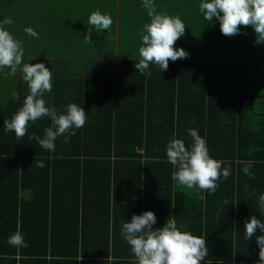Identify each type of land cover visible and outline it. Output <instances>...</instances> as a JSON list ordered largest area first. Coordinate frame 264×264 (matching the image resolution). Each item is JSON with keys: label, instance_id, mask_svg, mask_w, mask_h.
Here are the masks:
<instances>
[{"label": "trees", "instance_id": "1", "mask_svg": "<svg viewBox=\"0 0 264 264\" xmlns=\"http://www.w3.org/2000/svg\"><path fill=\"white\" fill-rule=\"evenodd\" d=\"M57 2L49 6L47 19ZM71 2L79 8L77 15L82 20L89 17L90 6L84 7L81 0ZM100 3H94V11L106 7ZM85 9L88 13L82 12ZM51 26L54 28L55 22L49 26V34ZM71 32L70 28L65 47L72 53L58 58L56 66L135 65L141 58L119 57L114 61L110 57H81L76 55L81 51V39L77 34L71 36ZM50 43H54L53 34ZM252 64L243 59L194 58L170 60L168 69L191 66L188 72L193 82L200 88L201 84H209L200 90L206 104V95L211 98L214 88L221 89L225 82L222 76H229L227 81L231 80L233 87L234 81L239 82L240 95L246 93L244 99L253 97L252 85L246 79L255 68ZM261 85L262 97L251 104L253 109L262 110L255 122H260L263 132L259 151L247 150L240 136H232L227 128L213 131L210 119L205 124L199 122L202 125L198 134L206 140L210 156L223 161L222 167H229L231 172L227 179L221 176L215 193H209L179 186L172 179L175 169L166 156L167 143L174 135L186 147L192 140L184 124L179 119L175 122L170 111L163 121L155 117L133 120L128 126L132 133L127 135L124 129L118 134L117 121L108 118L93 135L84 128L76 129L70 143L61 136L55 141V151H49L29 138L33 133L43 136V129L50 125L48 118L30 122L27 134L19 140L14 132L5 131L4 120L11 119L28 94L26 82L14 84L19 100L11 93L0 104V264H133L135 257L122 235L120 221H130L133 214L147 210L156 216L153 228L171 220L181 231L206 240L208 255L200 264H257L259 246L255 237L245 239L243 226L253 214L264 222L259 209V195L264 193V79ZM68 86L69 80L55 79L52 92L44 94L46 106L58 108L61 100L72 97L62 90ZM174 96L178 93L172 89L161 100L174 102ZM237 101L228 102L234 107ZM227 144L230 150L222 148ZM41 161L43 167L38 166ZM245 164L251 165L253 179L245 175ZM90 209L98 210V215H92ZM17 231L24 236L27 247L8 244V237Z\"/></svg>", "mask_w": 264, "mask_h": 264}, {"label": "clouds", "instance_id": "2", "mask_svg": "<svg viewBox=\"0 0 264 264\" xmlns=\"http://www.w3.org/2000/svg\"><path fill=\"white\" fill-rule=\"evenodd\" d=\"M143 7L147 10L150 22L143 26L142 44L138 50L141 58L135 63V69L144 74L148 72L150 64H155L161 71H166L170 60L175 62L189 55L185 49L174 47L184 35L186 25L179 16L157 11L154 0H143ZM199 11L207 23L214 19L219 21L220 31L226 37L240 34L241 26H250L255 32L254 43H264V0H201ZM12 22L10 17L0 21V70L10 69L6 75L12 76L18 70L21 71L22 79L28 86V94L22 106L10 120H4L3 125L5 131L14 132L19 140L27 134L30 122L48 118L50 125L43 129V136L33 133L29 138L46 150L55 151V141L59 137L63 136L64 142L70 143L75 130L85 125L86 111L76 103L67 104L63 112L46 106L43 97L52 91V72L43 62H24L22 42L5 28ZM88 22L97 30H107L113 24L112 18L99 10L91 12ZM24 31L39 38V34L31 27H26ZM12 95L19 100V93L13 92ZM187 133L192 140L190 146L186 147L185 142L175 135L166 145L167 159L175 169L172 179L187 189L215 193L217 182L221 176L224 179L229 177L230 168L222 167L223 161L210 156L206 140L196 129L188 128ZM38 166L43 167V162H38ZM250 169L251 165L245 164L243 171L249 179H253ZM259 209L264 214V193L259 195ZM155 223L156 216L150 210L139 215L133 214L130 221H122V235L135 257L133 264H200L208 255L204 238L181 231L171 220H167L162 227L153 228ZM243 227L245 239L255 237L259 246L257 264H264V222L253 214L245 220ZM257 229L261 231L260 235H257ZM7 242L13 247H27L19 231L11 234Z\"/></svg>", "mask_w": 264, "mask_h": 264}, {"label": "crops", "instance_id": "3", "mask_svg": "<svg viewBox=\"0 0 264 264\" xmlns=\"http://www.w3.org/2000/svg\"><path fill=\"white\" fill-rule=\"evenodd\" d=\"M111 29L113 37H111L109 48L105 51L107 54L95 53L94 51L98 47L95 44H89L82 49L84 51L81 54L76 55L85 58L110 57L114 61L118 60L119 57L128 59L130 54L121 55L118 52L117 26L115 25ZM59 49L61 51L58 53L51 51L49 59L42 61L52 72V84L58 77L61 80H69V86L63 87L62 90L68 91L72 97L61 100V105L56 109L63 112L69 103H76L81 106L86 111L87 116L86 123L82 127L86 133L91 132L93 135L94 132L101 130V122L110 118L117 121V129H120L118 134H121L123 129L124 134H131L132 130L128 126L133 120H151L155 117V120L163 121L167 119L166 116L169 115L170 111L175 122L179 119L184 124L186 133L188 128L196 129L199 132L200 125H202L199 122L203 121L205 124L206 120L210 119L213 131L223 132L227 128L232 136H240L243 141L241 145L248 147L247 150H260L263 132L260 131V122L257 124L255 122L258 117L261 118L262 110L257 111L251 106L260 100L263 92V88H261L263 78L260 77L259 80L254 76L256 67L251 71L249 79L246 77L248 83L252 85L250 88L253 90L251 91L253 97L244 99L243 96L246 93L242 91L240 95L239 82L234 81L235 87H233L229 83L231 80L227 81V78L230 77L222 76L220 79H224L225 82L222 83L221 89L214 88L211 98L206 95V104H204V95L201 94L200 90L203 87L208 88L209 84H201L200 88L193 82L192 75L188 72L191 66L176 65L172 70L161 71L157 65H149L148 72L144 74L136 70L132 63L122 65L116 63L112 65L84 63L75 66H56L55 61L58 58L70 56L72 53V50L67 49V47ZM191 59L193 58L178 60ZM35 62L32 61V63ZM20 80H23L21 71H19V76L14 84ZM172 89L178 93V96H174V102L161 100V97L166 92H171ZM251 98L254 99L250 101ZM230 100L238 101L234 107H231L228 102ZM229 122L230 125L228 126ZM78 131H81V128ZM224 147L225 150H230L228 144L222 145V148ZM89 182L93 187L92 177ZM90 212L92 215H98V210L90 209ZM128 215H132L131 211ZM120 226L122 227L121 221Z\"/></svg>", "mask_w": 264, "mask_h": 264}, {"label": "rangeland", "instance_id": "4", "mask_svg": "<svg viewBox=\"0 0 264 264\" xmlns=\"http://www.w3.org/2000/svg\"><path fill=\"white\" fill-rule=\"evenodd\" d=\"M81 1L84 7L90 6L91 11H94L95 2L100 3L98 0ZM200 2L201 0H154L157 11L167 12L171 16H179L186 25L184 35L176 41L174 47L183 48L189 53L185 59L250 60L256 67L254 76L259 80L260 77L264 79V43H254V29L250 26H241L240 34L226 37L220 31L219 21L214 19L211 23H207L204 19L203 13L199 11ZM53 4L54 0L51 3H48L47 0H0V21L6 17L12 19V24L5 25V28L14 38L22 42L25 63L48 60L51 51L55 53L61 51L59 48L65 47V39L69 36L70 28L72 29L70 35L77 34L79 35L78 39H81L79 54L84 51L82 49L85 44H95L98 49L96 48L94 52L105 55L111 37H113L111 27L115 25L117 26L119 54H130L129 57L132 58L140 57L138 50L142 44L141 33L144 24L150 22L147 10L143 7V0H102L100 5L106 7L97 10L102 14H108L113 20V24L107 30L95 29L89 24L88 18L82 20L80 15H77L79 8L75 5L71 6V0H58L52 16L47 19L49 6H53ZM83 11L88 13L86 9ZM79 17L84 23L83 25H81ZM52 22H55V26L54 28L51 26L49 34V26ZM26 27L33 28L39 34V38L28 35L24 31ZM52 34L54 43H50ZM67 49L69 48L67 47ZM85 51L88 52V50ZM26 55L35 57L30 60L31 57ZM8 72L10 69L7 68L0 70V104H3L14 92V83L19 76V70L15 76L6 75Z\"/></svg>", "mask_w": 264, "mask_h": 264}]
</instances>
